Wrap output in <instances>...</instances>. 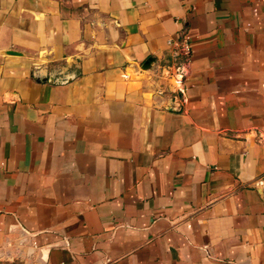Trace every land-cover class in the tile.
<instances>
[{
    "label": "crops",
    "instance_id": "crops-1",
    "mask_svg": "<svg viewBox=\"0 0 264 264\" xmlns=\"http://www.w3.org/2000/svg\"><path fill=\"white\" fill-rule=\"evenodd\" d=\"M0 260L264 264V0H0Z\"/></svg>",
    "mask_w": 264,
    "mask_h": 264
},
{
    "label": "built area",
    "instance_id": "built-area-1",
    "mask_svg": "<svg viewBox=\"0 0 264 264\" xmlns=\"http://www.w3.org/2000/svg\"><path fill=\"white\" fill-rule=\"evenodd\" d=\"M170 45H175L177 46V52H176V57H179L181 59L180 63L178 64V76L174 80V84L176 85L177 88H179V92H183V84H184V78H185V68L184 65L182 64V59L187 63L190 59L191 53H192V47L190 40L187 36H183L180 38L178 41H175L173 39H170L168 41ZM128 77V74H126ZM0 264H7L4 261L0 260Z\"/></svg>",
    "mask_w": 264,
    "mask_h": 264
}]
</instances>
